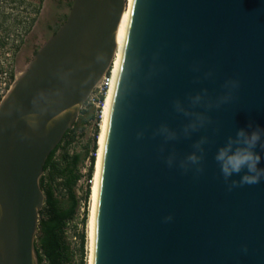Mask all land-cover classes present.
<instances>
[{
    "label": "water",
    "instance_id": "obj_1",
    "mask_svg": "<svg viewBox=\"0 0 264 264\" xmlns=\"http://www.w3.org/2000/svg\"><path fill=\"white\" fill-rule=\"evenodd\" d=\"M125 9L126 0H74L0 108V264H40L44 167L111 69ZM228 80L239 81L229 103L196 109L210 124L189 138L155 134L188 123L174 101L187 105L203 89L215 100ZM249 124L264 128V0H133L102 154L93 264H264V177L230 188L240 176L226 182L214 158ZM202 136L203 171H184L178 161ZM256 151L264 168V150Z\"/></svg>",
    "mask_w": 264,
    "mask_h": 264
},
{
    "label": "trees",
    "instance_id": "obj_2",
    "mask_svg": "<svg viewBox=\"0 0 264 264\" xmlns=\"http://www.w3.org/2000/svg\"><path fill=\"white\" fill-rule=\"evenodd\" d=\"M74 2V0H72ZM107 96V95H106ZM106 97H100L99 107L84 105L78 121L65 135L59 146L51 153L44 167L41 188L45 195V204L39 214L38 235L35 243L36 254L40 264H75L76 251L70 240L72 227L79 240V263L87 261L86 228L90 218V201L93 185L88 183L94 179L99 151L98 141L101 132L102 111ZM94 123L95 138L87 147L86 153L74 152L78 141L81 124ZM89 160L87 175L82 173V166ZM87 177L85 190L80 183ZM83 191V196L79 192ZM84 210L79 226H74L80 212Z\"/></svg>",
    "mask_w": 264,
    "mask_h": 264
},
{
    "label": "clouds",
    "instance_id": "obj_3",
    "mask_svg": "<svg viewBox=\"0 0 264 264\" xmlns=\"http://www.w3.org/2000/svg\"><path fill=\"white\" fill-rule=\"evenodd\" d=\"M207 75H211L208 73ZM225 92L213 100L207 89H203L201 92L188 97V104L185 105L179 100L174 101V108L176 112L181 113L188 118V123L184 124L180 132L170 128L167 124H162L155 134L164 138L165 142L176 140L182 134L185 138H189L192 133L204 128L207 124L211 123L210 117L206 112L197 111V108H204L206 110L213 107L219 108L222 104L229 103L233 99V91L239 87V81L228 80L223 85ZM33 128L37 127L34 122H28ZM51 123V122H50ZM248 129H251L249 131ZM248 129H238L236 135L229 136L226 143L219 147L215 161L220 167V171L227 182L232 176L239 175V181L232 180L231 187L244 184H257L261 178L264 177V168L259 167L261 163V155L256 151L257 146L264 150V142H262V136H264V128L254 127L249 124ZM143 133H138V138ZM208 142L206 136H202L193 145V151L178 161V166L184 171H188L190 168H195L196 172H202V161L204 147L203 145ZM163 151V147L161 148ZM166 163L169 167H172L177 163V157L175 152L168 155ZM243 173V174H242ZM242 174V175H241ZM172 217H165L166 221L171 220ZM247 251V249H244Z\"/></svg>",
    "mask_w": 264,
    "mask_h": 264
},
{
    "label": "rangeland",
    "instance_id": "obj_4",
    "mask_svg": "<svg viewBox=\"0 0 264 264\" xmlns=\"http://www.w3.org/2000/svg\"><path fill=\"white\" fill-rule=\"evenodd\" d=\"M31 2L33 7V12L36 13V18L32 22L30 29L27 28L21 30H10L12 28L5 29V27L0 26V44L2 42L3 47H1L0 60H6L7 50L5 49V40L14 37L15 42H19L18 47L15 48V53L12 56V73L14 77L18 80L28 69L30 63L32 62L34 56L37 52L44 46V44L58 31V29L65 23L67 16L70 13L73 1L72 0H28V4ZM35 14V13H34ZM27 16L19 14L15 17L17 24L24 22ZM13 20L14 18H9ZM13 22V21H11ZM9 23L6 22V26ZM22 28V27H21ZM113 69V68H112ZM78 121H80V116ZM77 121V122H78ZM81 123V121H80ZM94 123L81 124L79 128V137L77 143L74 145V152L85 154L87 147L91 145L95 138V128ZM89 160H87L82 166V173L87 168ZM84 174V173H83ZM86 184L83 181L80 183V187L85 190ZM80 196H83V191L79 192ZM90 214L92 209V201H90ZM83 207L80 212L79 217L76 219L74 226H79L78 231H82V226L80 225L83 219ZM90 219V218H89ZM87 233V261L90 264L91 257V239H90V224L86 228ZM70 240L72 242L73 250L76 251L75 264L79 263V240L76 237V230L72 227L70 232Z\"/></svg>",
    "mask_w": 264,
    "mask_h": 264
},
{
    "label": "bare ground",
    "instance_id": "obj_5",
    "mask_svg": "<svg viewBox=\"0 0 264 264\" xmlns=\"http://www.w3.org/2000/svg\"><path fill=\"white\" fill-rule=\"evenodd\" d=\"M133 0H126V9L124 11V15L122 17V21L120 23V27L117 33V50L116 55L112 64L113 70V83L107 93L105 105L102 111V122H101V132L99 136L98 146V156H97V164L95 169V176H94V183L92 187V209L89 219L90 224V243H91V257H90V264H93V254H94V234H95V217H96V207H97V200H98V190H99V180H100V172H101V163H102V154L108 124V118L110 114V108L114 96L115 86L120 70L121 59L123 54V48L126 38V33L128 29L129 19H130V12L132 8Z\"/></svg>",
    "mask_w": 264,
    "mask_h": 264
},
{
    "label": "built area",
    "instance_id": "obj_6",
    "mask_svg": "<svg viewBox=\"0 0 264 264\" xmlns=\"http://www.w3.org/2000/svg\"><path fill=\"white\" fill-rule=\"evenodd\" d=\"M35 13V14H34ZM36 13L33 12V7L29 6L28 7V18H25L23 22V26L18 27V29H25L27 26L28 22V30L30 29L32 22L36 18ZM5 49L7 50L6 53V60L3 62L0 60V108L7 98L8 94L11 92L15 82L17 79L14 77L12 73V56L15 53V48L18 47L19 42L14 41V37H11V39H6L5 40ZM4 44V43H3ZM3 44L1 42L0 44V49L3 47ZM1 55V52H0ZM113 67V66H112ZM111 69L108 71V73L102 78L101 82L96 86L93 94L91 95L89 101L86 103L88 105H95L99 107V100L101 96L107 95L112 83H113V70ZM85 104V105H86ZM90 163L88 164L87 168L84 170V175H87L88 169H89ZM87 182V177L84 178L83 183L86 184ZM88 183L92 184L94 183V179L91 181H88Z\"/></svg>",
    "mask_w": 264,
    "mask_h": 264
},
{
    "label": "flooded vegetation",
    "instance_id": "obj_7",
    "mask_svg": "<svg viewBox=\"0 0 264 264\" xmlns=\"http://www.w3.org/2000/svg\"><path fill=\"white\" fill-rule=\"evenodd\" d=\"M29 6H31V2L28 4V0H0V26L5 27V29L12 28L10 30H17L18 27H22L24 24H17L15 17L19 14L27 16ZM11 17L14 19H9ZM6 22L9 23L7 26L5 25Z\"/></svg>",
    "mask_w": 264,
    "mask_h": 264
}]
</instances>
